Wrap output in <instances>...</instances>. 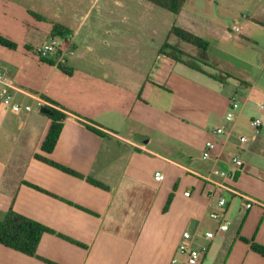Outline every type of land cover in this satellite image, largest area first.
I'll list each match as a JSON object with an SVG mask.
<instances>
[{
	"label": "crops",
	"instance_id": "0c3cea01",
	"mask_svg": "<svg viewBox=\"0 0 264 264\" xmlns=\"http://www.w3.org/2000/svg\"><path fill=\"white\" fill-rule=\"evenodd\" d=\"M4 1L7 4L8 0ZM210 1L234 8L229 4L233 0ZM252 1L253 7H235L230 24L227 19L214 22L196 14L197 10L190 12L185 9L187 3L175 14L167 35L173 26L182 27L205 38L209 42L206 50L192 45L186 49L182 43L172 42L174 35L157 45L144 16L139 39L143 49L152 46L153 52L139 50L142 57L131 63L138 72L131 73L128 62V72H117L114 80H108L106 73L96 77L90 64L81 74V65H67L68 58L77 54V41L81 47L79 38L95 0L77 18L69 38L52 37L48 28V38L63 44V56L65 50L69 51L67 46L74 49L63 58L72 71L66 74L68 78L73 79L78 69V94L72 95V100L59 98L46 82L37 86L35 74V83L21 76L33 65L31 56L38 58L32 44L18 45L15 50L0 47V66L18 86L57 104L56 108L67 115L54 150L45 153L42 144L52 123L49 115L33 110L16 113L0 107V211L8 210L13 202L16 212L53 231L43 235L37 251L40 257L57 264H169L185 230L216 229L210 212L218 210L220 196L227 200V216L233 224L210 244L201 264H264V256L251 247L252 242L264 246V124L259 133L249 125L253 118L264 123V83L260 84L258 74L255 76L249 67L260 68L261 72L264 64L259 67L248 57L247 47L255 43L257 50L262 49L257 36L264 37V0ZM61 13L58 9V19H62ZM113 39V30L105 26L101 43L108 45L110 41L113 45ZM165 43L180 45L178 48L202 63L204 71L161 54ZM123 45L141 48L140 41L131 42L130 38ZM79 49L78 60L84 55ZM36 61L44 63L39 58ZM220 74L223 80L212 76ZM95 82H110L111 89L98 94L90 90ZM17 99L30 106L31 101L37 102L22 94H17ZM233 101L242 105L237 135L246 136L248 142L240 143L234 137L220 152L218 163L205 160L207 141L220 144L215 129L228 125L225 115ZM218 154L213 153L214 157ZM36 155L99 181L104 187L51 166ZM238 156L245 162L242 170L231 166ZM214 165L231 172L233 178L211 175ZM156 172L164 174L162 182L155 180ZM209 179L231 190H219ZM174 187V199L164 213ZM187 191L190 197L185 195ZM234 192L260 204L246 209L242 197ZM0 264L48 263L0 244Z\"/></svg>",
	"mask_w": 264,
	"mask_h": 264
},
{
	"label": "rangeland",
	"instance_id": "374dc122",
	"mask_svg": "<svg viewBox=\"0 0 264 264\" xmlns=\"http://www.w3.org/2000/svg\"><path fill=\"white\" fill-rule=\"evenodd\" d=\"M95 0H8L7 4L4 0H0V31L10 35L14 41L23 46L25 43H30L35 47V52L38 45H41L44 40L48 41V28H51V24L65 21L68 29L74 28L75 24H78L77 18L81 14H85L89 8H91ZM188 1V0H187ZM187 3V2H186ZM222 4V2H221ZM218 2H211L210 0H189L186 5V10L195 11L199 16L203 18H211L212 21L218 22L219 20L227 19L229 24L232 23V16L236 8L244 10L245 8L253 7L252 0H233L232 4L234 8L228 9L223 7ZM228 4V5H229ZM6 6L9 8L7 9ZM236 7V8H235ZM254 8H258L257 6ZM61 10L62 19H58L56 14L57 10ZM262 13V10H260ZM30 12H35L44 17L46 21L38 20L33 17ZM92 15L85 23L82 31V35L79 39L82 40L80 49L78 48L77 41V54L68 58V66L78 68V64L81 65L79 74L82 69L86 68L87 64L91 65L92 72L96 77L102 78L103 74L108 75V80H114L117 72H128L126 64L130 62L131 67L129 71L131 73L138 72L133 69L134 66L131 63H137L142 57V53L139 55V50H148L153 52L152 46H148L145 49L142 46V38L139 39V33L142 34L144 27L143 18L145 16L146 27L148 32L154 35V41L160 44V40L164 39L166 42L171 39V30L169 31L170 24H174L176 15L157 7L145 0H97L94 7L91 10ZM196 12V11H195ZM102 15V16H101ZM105 18L106 21H103ZM105 26L112 29L114 32V43L105 44L101 43V38L105 32ZM154 33V34H153ZM86 35H92L88 38ZM48 38V39H47ZM130 38L131 42L136 40L141 42V48L137 45L135 49L132 46L123 45L126 39ZM259 45L261 50L255 48V43L247 45L250 49L248 57H250L255 63L259 64V67L264 64V37L258 34ZM51 40V39H49ZM172 42L182 43L186 49H190L191 45L184 43L174 36ZM174 46L180 47V45ZM88 46L92 48L89 50ZM69 51H72V47L67 46ZM181 48V47H180ZM78 49L81 50L83 57L78 60ZM83 49V50H82ZM74 50V49H73ZM135 50H138L135 53ZM19 51V50H18ZM68 50H65V55L62 58L67 57ZM6 53H12L10 50H5ZM70 54V53H69ZM149 55V54H148ZM154 54H151V56ZM140 56V57H139ZM35 61L31 67H27L21 74L33 83L34 74L36 75L37 86H42L44 82L47 86L57 94L62 100H72V95L78 94V69L73 79L67 77L66 73L57 69V67L49 65L47 63H38V58L31 56ZM60 58V57H59ZM74 59V61H72ZM72 61V62H71ZM58 62H61L58 59ZM86 62L85 64H83ZM253 74L259 78L260 84L264 83V70L260 72V68L255 66H249ZM32 77V78H31ZM43 77L45 81H43ZM111 89V83L102 85L101 82H95L90 86V90H96L103 95L102 90ZM64 91H68V94H64ZM244 92V91H242ZM246 92V90H245ZM65 98V99H64ZM34 113L40 111V107L37 102H30ZM7 211V210H6ZM6 211H0V219L6 213ZM233 224V220L229 218ZM212 255V253H211Z\"/></svg>",
	"mask_w": 264,
	"mask_h": 264
},
{
	"label": "trees",
	"instance_id": "16d2710c",
	"mask_svg": "<svg viewBox=\"0 0 264 264\" xmlns=\"http://www.w3.org/2000/svg\"><path fill=\"white\" fill-rule=\"evenodd\" d=\"M145 1L157 7H160L164 10H167L173 14H179L187 2V0H145ZM30 14H32L33 17L37 18L38 20L46 21L44 17L40 16L35 12H30ZM71 34L72 31L63 24L61 23L51 24L50 35L52 37H60L62 39H67ZM171 34L176 36L184 43L190 44L201 50H206L209 46V42L205 38L198 36L179 26H173L171 28ZM0 47L7 48L10 50H15L18 47V44L11 37L0 32ZM160 53L172 58L175 61L182 62L188 65L189 67H191L192 69L204 71L202 69V63H200L195 57H193L192 55L186 53L182 49L170 43H165L160 49ZM58 59L59 57L55 59L46 58L41 60L49 65L57 66L61 71H63L67 75H71L72 71L66 67L64 62H58ZM212 76L219 80H223L221 74L212 75ZM50 109L53 111V115L49 116L50 119L52 120V123L42 144V151L45 153H51L54 150L58 142V139L60 137V134L62 132L64 121L67 117V115L64 112H62L57 108H50ZM36 158L66 173L72 174L79 178H84V179L86 178L90 183L96 186L104 187L103 184L100 183L99 181H96L90 177H85L84 175L77 173L74 170L59 163H56L46 157H43L41 155H36ZM25 183L36 189L42 190L41 188L37 186H33L28 182ZM174 191H175V187L166 201V204L163 209L164 213L168 212V210L170 209V206L174 199ZM48 232L50 233L53 231L50 230L45 225L16 212L13 208V202L11 203L9 209L6 211L3 217L0 219V244L12 248L18 252L24 253L28 256L38 258L48 264H57L55 262L40 257L37 252L38 246L40 244L43 235ZM243 240L245 242L251 243L245 238H243ZM74 243L79 244L77 242ZM79 245L87 247L82 244ZM251 247L255 252L264 256V246L252 242ZM204 259H202V262Z\"/></svg>",
	"mask_w": 264,
	"mask_h": 264
},
{
	"label": "built area",
	"instance_id": "2783aa9c",
	"mask_svg": "<svg viewBox=\"0 0 264 264\" xmlns=\"http://www.w3.org/2000/svg\"><path fill=\"white\" fill-rule=\"evenodd\" d=\"M63 44L58 39H51L43 42L36 49V56L39 59H55L60 57L59 60L63 61ZM17 94H22L24 96H29L34 98L39 107L56 108V105L45 101L41 97L33 96L26 91L22 90L16 80L0 66V107L6 110H12L13 112L20 113L23 111L31 112L33 110L32 106L24 104L18 101ZM58 109V108H57ZM242 116V105L239 101H233L229 110L225 115V121L227 126L216 127L215 134L221 137L220 144L214 141H207L206 147L203 151V159L214 161V163L219 162L220 152H223L225 145H227L232 138L237 137L240 143H247L248 138L244 135H237L236 129L237 124ZM263 121L259 118L250 119L249 125L253 128L256 133L260 132V127L263 126ZM219 151L218 156L214 157L213 153ZM245 162L241 157H234L231 162V166L237 170H242L244 168ZM211 175L218 178L229 179L233 178L231 172L222 170L218 168V165H214L211 170ZM155 180L162 182L164 180V174L162 172L155 173ZM210 180V179H209ZM214 182L219 190L229 189L224 183L217 182L215 180H210ZM237 196L242 197L245 202L246 209H252L256 204H260L259 201L251 199L245 195L234 192ZM187 197L191 196V193L187 191L185 193ZM227 200L222 197H217V207L218 210L210 212V218L217 223L215 230H204L199 229L190 230L187 229L182 233L181 241L177 246L176 254L172 257L169 264H201L202 259L206 258L210 250V244L219 236H224L229 230L232 222L227 216Z\"/></svg>",
	"mask_w": 264,
	"mask_h": 264
},
{
	"label": "water",
	"instance_id": "95a60500",
	"mask_svg": "<svg viewBox=\"0 0 264 264\" xmlns=\"http://www.w3.org/2000/svg\"><path fill=\"white\" fill-rule=\"evenodd\" d=\"M40 112L43 114L49 115V116L53 115V111L50 108L45 107V106L40 108Z\"/></svg>",
	"mask_w": 264,
	"mask_h": 264
}]
</instances>
